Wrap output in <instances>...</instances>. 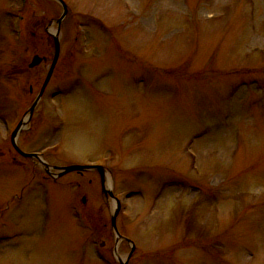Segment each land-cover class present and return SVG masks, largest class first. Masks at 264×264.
<instances>
[{
  "label": "rangeland",
  "instance_id": "374dc122",
  "mask_svg": "<svg viewBox=\"0 0 264 264\" xmlns=\"http://www.w3.org/2000/svg\"><path fill=\"white\" fill-rule=\"evenodd\" d=\"M64 1L60 59L19 148L105 168L129 264H264V0ZM62 13L0 0V264L131 252L98 171L53 178L11 144Z\"/></svg>",
  "mask_w": 264,
  "mask_h": 264
},
{
  "label": "water",
  "instance_id": "95a60500",
  "mask_svg": "<svg viewBox=\"0 0 264 264\" xmlns=\"http://www.w3.org/2000/svg\"><path fill=\"white\" fill-rule=\"evenodd\" d=\"M56 2H58L62 8H63V13L61 15V17L59 19L56 20V24H57V28L55 31H53V33H51V35L54 38V57L51 63V66L49 68V71L46 75V78L44 80V83L41 87V90L37 96V98L35 99L34 103L32 104V106L30 107L28 113L26 114V118H24L17 126V128L14 130V132L11 135V142L12 145L14 147V149L22 156L26 157V158H31V159H36L38 160L46 169H47V173L51 174L54 178L57 177H61L67 173L73 172V171H77V172H83V171H87V170H92V169H96L99 171V173L101 174L102 177V183H103V192L105 194L106 197L111 198L113 201H115V209L113 211V215L111 218V225L112 228L114 230V233L116 235V240L117 243H119L122 240H127L129 243H131V252L130 254L127 256V258L125 260L120 259L119 258V262L120 264H129V261L132 257V255L135 252V245L128 239L124 238L118 231L117 228V218L118 215L120 213L121 210V202L119 201V199L117 197H115L113 191L111 189H107L105 186V170L102 166H98V165H89V166H67V167H54V166H50L49 164H47L42 156L38 153H25L23 152L18 144H17V137L19 132L24 128V126L26 125L27 122L30 121L36 107L38 106L39 102L41 101L46 88L53 76V73L55 71L56 65L58 63L59 57H60V53H61V28H62V23L65 20V18L68 15V6L65 3L64 0H55ZM44 61H46L45 57H42L40 55H35L33 56L32 60L29 63V68L33 69L38 67L39 65H41ZM51 170H54L56 172H51Z\"/></svg>",
  "mask_w": 264,
  "mask_h": 264
},
{
  "label": "trees",
  "instance_id": "16d2710c",
  "mask_svg": "<svg viewBox=\"0 0 264 264\" xmlns=\"http://www.w3.org/2000/svg\"><path fill=\"white\" fill-rule=\"evenodd\" d=\"M23 70L24 71H22V72H26V71H29V68L27 67L26 69L24 68Z\"/></svg>",
  "mask_w": 264,
  "mask_h": 264
}]
</instances>
